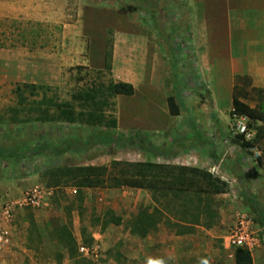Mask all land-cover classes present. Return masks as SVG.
I'll use <instances>...</instances> for the list:
<instances>
[{"label": "rangeland", "instance_id": "374dc122", "mask_svg": "<svg viewBox=\"0 0 264 264\" xmlns=\"http://www.w3.org/2000/svg\"><path fill=\"white\" fill-rule=\"evenodd\" d=\"M237 75L251 79L244 102L257 106L252 87L264 88V0H0V145L17 150L8 162L0 156V184L24 180L26 190L53 189L47 206H22L17 223L24 241L16 242L26 249L17 245L0 254V264H235L226 236L243 216L260 243L252 264H264V153L254 143L257 122L233 112L235 84L247 87ZM113 81L131 82L135 93L112 95ZM90 112L101 119L88 121ZM95 125L137 132L155 148L174 138L187 139L190 147L166 158L144 152L141 144H97L62 154L59 164L154 160L216 170L230 184L216 197L218 224L178 234L161 223L141 237L131 221L152 204L150 191L78 189L53 179L44 155L22 153L44 139L85 138ZM25 164L41 169L12 177ZM239 170L243 175L232 173ZM113 214L121 224L110 222ZM69 232L79 259L70 256Z\"/></svg>", "mask_w": 264, "mask_h": 264}, {"label": "trees", "instance_id": "16d2710c", "mask_svg": "<svg viewBox=\"0 0 264 264\" xmlns=\"http://www.w3.org/2000/svg\"><path fill=\"white\" fill-rule=\"evenodd\" d=\"M107 68H111V53L107 52ZM172 64L175 65V57L172 56ZM176 75V73H175ZM246 75H237V81L244 80L247 87L234 86L233 92V112L234 114H244L250 119L255 120L256 135L254 143L258 144V150L264 153V88L253 86L252 90L258 93V105L255 107L247 104L245 99L250 98L248 89L251 84ZM245 78V79H244ZM178 79H176L175 89L178 90ZM195 84L202 85V81L195 77ZM28 86V85H26ZM109 91L112 95H133L135 87L131 82L117 81L109 84ZM21 89V87H19ZM90 94H88L89 96ZM92 102L95 97L91 95ZM69 105V103H67ZM66 105V104H65ZM172 112L178 113L177 105L174 103V97L170 99ZM59 109L62 103H57ZM64 115L69 116L71 120L75 119L74 111L63 110ZM85 114V113H84ZM101 119L94 112L88 113V121L92 119ZM112 128L117 126V120H112ZM94 125V124H93ZM110 127V128H111ZM103 130L94 126L89 130L85 138L75 135L60 137L56 143L51 139H44L40 144L33 147H27L22 153H29L28 156L44 155L46 164L44 169L50 171L52 177L63 179L65 183L72 184L78 189L84 187H103V186H128L136 188H145L151 193L152 204L141 206L131 221V230L133 233L145 237L156 230L161 223H166L178 234L192 233L198 226L207 228L213 227L220 221V210L217 196L227 192L230 184L220 175L208 168L178 164L149 161H132L113 159L109 164H78L62 165L58 158L62 154L72 150H89L97 144L140 145L144 152H151L154 157L172 158L186 151L189 147V141L184 138H174L169 146L157 147L146 137L135 132L130 134H118L112 129ZM237 142L242 147L252 144L250 141ZM149 143V144H148ZM17 150H11L10 147L0 145V156L4 157L5 162L17 156ZM21 165L23 173L12 177H24L34 171H39L41 166ZM16 172V171H15ZM237 175H243L241 171H234ZM109 214V213H108ZM110 222L121 224L122 217L111 215ZM69 253L71 257L79 259L75 245L76 239L69 232ZM79 262V261H78ZM253 254L250 250L238 247L235 249V264H252Z\"/></svg>", "mask_w": 264, "mask_h": 264}, {"label": "built area", "instance_id": "2783aa9c", "mask_svg": "<svg viewBox=\"0 0 264 264\" xmlns=\"http://www.w3.org/2000/svg\"><path fill=\"white\" fill-rule=\"evenodd\" d=\"M242 131L250 135L245 125L242 126ZM52 193V188L34 185L27 189L17 202H5L0 206V253L12 251L17 246L12 232L5 224H11L15 221L16 205L43 208L48 205ZM226 241L227 244L234 249L241 247L251 252L260 245L258 237L252 227L251 220L246 216L240 218L237 223L231 227L226 236Z\"/></svg>", "mask_w": 264, "mask_h": 264}, {"label": "crops", "instance_id": "0c3cea01", "mask_svg": "<svg viewBox=\"0 0 264 264\" xmlns=\"http://www.w3.org/2000/svg\"><path fill=\"white\" fill-rule=\"evenodd\" d=\"M172 158H174V157H172ZM25 182L26 181H24V180H16V181H12V182L7 183V184H0V206L2 204H4L5 202H10V201L17 202L18 200H20L21 197L23 196L24 190H26V187H25L26 185H24ZM22 209H23L22 205H16V207H15V221L11 224L5 223L6 226L12 232L14 240L17 241L16 239H19L21 242H23L24 240L20 234V230L18 229L17 220H18V216L20 214V210H22ZM34 209H40V208H34ZM194 232H192V233H194ZM188 234H190V233H188ZM16 245H18L19 248H21L23 250L26 249V246L22 245V243H21V245H19L16 242ZM10 252L11 251H9L7 253H10ZM7 253H0V254L2 255V254H7ZM232 254L235 256V249L232 252ZM252 254H253V251H252Z\"/></svg>", "mask_w": 264, "mask_h": 264}, {"label": "water", "instance_id": "95a60500", "mask_svg": "<svg viewBox=\"0 0 264 264\" xmlns=\"http://www.w3.org/2000/svg\"><path fill=\"white\" fill-rule=\"evenodd\" d=\"M213 172H214V174L219 175L216 170H214Z\"/></svg>", "mask_w": 264, "mask_h": 264}]
</instances>
